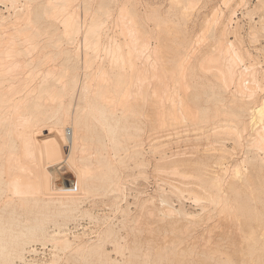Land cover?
I'll return each instance as SVG.
<instances>
[{
  "label": "rangeland",
  "instance_id": "1",
  "mask_svg": "<svg viewBox=\"0 0 264 264\" xmlns=\"http://www.w3.org/2000/svg\"><path fill=\"white\" fill-rule=\"evenodd\" d=\"M47 4L46 0H15L14 11L9 1L6 5L0 3V21L2 17L5 19L2 25L7 33L18 31L27 35L31 26L37 34L36 49L27 54L29 58L23 57L26 54L20 57L30 59L32 64L24 70L25 75L35 71L37 78L33 75L34 79L41 80L44 75V78L51 76L47 75L50 71L59 73L58 68L67 57L66 50L71 52V57L76 52L78 59H74L68 70V79L73 82L70 89L78 90L82 86L86 72L98 71L96 77L107 89L101 84L97 102L102 97L113 96L110 100L119 109L118 122L112 123L118 131V143L130 146L136 137L141 149L139 155L128 158L122 150L113 148L116 139L109 135L106 143L117 182L121 184L119 198L107 196L106 187L98 188L92 197L82 201L72 218L47 222L45 238L26 245L23 260L0 264H248L250 230L260 216V200H264V163L259 161L255 155L259 150L252 145L253 134L260 127L254 131L250 128L252 123L247 112L249 109L254 113L253 109L264 102V0H230L227 5L222 0H58V6L51 8ZM140 25L145 28L149 43L159 46L156 50L159 56L153 57H160L162 61L156 58L161 62L158 71V61L147 66V73L153 72L152 76L147 74L151 79L145 76L152 80L147 84L155 85V89L165 81L163 85L170 89L168 101L156 100L150 94L156 92L146 82L143 85L146 93L143 86L140 89L133 84L136 77L131 61L136 63V60L128 32ZM69 38H73L70 45ZM220 39L233 43L239 51L242 62L238 60V66L236 63L237 73L246 66L252 67L251 71L248 69L250 72L245 71L257 79L256 86L248 85L254 88L252 96L247 91L235 94L233 84L221 91L220 72L225 59L219 58L216 52ZM20 46L16 48H29V44ZM86 51L96 57L93 71L84 65ZM179 69L180 72L182 69L181 79ZM169 77L178 79L181 85H174L176 81ZM139 89L143 90L142 95ZM176 93L183 95L179 110L175 99L172 100ZM91 97H88L89 104ZM31 105L29 102L27 107ZM186 107L190 111L206 110L208 122L195 124L190 119H182L178 112H186ZM239 108L245 111L240 124L230 114ZM23 109L19 112H24ZM96 110L93 109L94 113ZM160 112L163 117L159 116ZM71 118L62 120L67 139L73 134ZM42 124H35L37 128L34 127L31 135L35 147L32 161L39 168L38 176L50 177L51 192L61 195L56 191L76 186L78 168L83 166L69 155V139L67 146H63L62 160L48 168L45 162L41 164L44 159L38 154L42 144L39 142L51 128L49 123ZM98 129L92 135L97 136ZM100 134L104 135L101 131ZM86 169H91L95 184L105 173V168L96 164ZM23 182L27 184L31 180L23 179ZM13 190L10 187L9 192ZM9 192L6 197L16 198ZM5 196L0 198V206ZM222 205L225 209L221 212ZM16 215L25 220L28 213L17 209ZM1 216L3 220L9 217L8 213ZM62 239L73 243L72 248L83 246L86 251L75 254L72 248L62 250L58 246ZM91 249H96V253H90ZM104 259L107 263H102Z\"/></svg>",
  "mask_w": 264,
  "mask_h": 264
},
{
  "label": "bare ground",
  "instance_id": "2",
  "mask_svg": "<svg viewBox=\"0 0 264 264\" xmlns=\"http://www.w3.org/2000/svg\"><path fill=\"white\" fill-rule=\"evenodd\" d=\"M7 1L11 3L12 8L15 7L14 5L15 0H0V3L6 5ZM222 1L224 5H227L230 0H222ZM46 3H48L47 5L50 6L48 8H51L52 5H54L52 7L58 6V0H54L53 2L52 0H46ZM191 3L192 1H190V4ZM59 4L64 5L62 2ZM47 5L45 6L47 7ZM28 12H30L29 9ZM14 13L13 15H15ZM26 15L29 16V13ZM27 18L29 19V17ZM28 19H27V23L30 20ZM1 20L4 21L5 19L2 17ZM2 21H0V198H2V196H5L6 193L10 191V187L14 188L15 190L9 193H11L12 196L15 195L16 198L5 196L2 206H0V263H5V262L13 263L15 260H19V261L23 260L22 257H23L24 247L26 245L39 242L45 238L46 233H45L44 225L47 222L57 218H61L64 220H68L72 218L73 215L78 211L82 201L84 202L88 200V198L92 197L94 191H96L98 188L106 187V191H107L106 193H108L107 196L109 195L111 197H115L116 199L119 198L117 195L120 191L119 186L121 184L119 185L117 182V178H116L117 172H115L114 169L115 166L113 165L114 161L110 159L111 156L108 153V149H109L107 146L108 143H106L107 138L108 137L110 138L109 135H111L112 139H116V145L113 148L116 151L122 150L124 152V155L126 154L128 158H134L136 157V155H139V150L141 148H139L138 146L137 143L138 139L136 137L132 138V141H130L129 143L131 144L130 146L121 145L120 143H118L119 141L117 140L118 131H116L117 129L115 128V126H113V124L116 125L118 122L117 110L119 109H117V106L114 104L115 101L112 102V100H110V98L112 99L113 96L108 98L102 97V101L99 100V102H97L99 96L96 99V94L100 92L99 90L102 88L101 84H103L102 82H99L100 78L99 79L97 78L98 71L97 73L96 72L90 73L89 71L86 72L83 76L84 79L82 86L78 88V90H74V88L70 89L71 88L70 83L73 82L72 80L70 82V80L68 79V76L70 74V73L68 74V70L73 66V61L78 57V55L76 54V52L73 51L74 56L71 57V52L69 50H66L67 57L64 60L63 64L61 65V67L58 68L59 73L56 71L55 72L48 71L49 74H47L48 72L46 74L51 76L48 77L46 76L47 78H44L45 77L44 75L41 80H39L40 78L38 80L36 79L37 75H35V71L31 72L28 75H25L24 70L27 67L31 66L32 64L30 59L21 60L20 57L21 55L26 54L23 57L29 58L27 56L30 55L27 54H30L31 51L36 49V45H35L36 43L34 42V40H35V35L37 34L35 33V30H33L34 28L31 27L30 25H29L30 27L28 26L29 27L28 29L31 30L27 35L21 34V32L18 31L13 32L12 34H10L11 32L7 33L8 31L6 32L5 30L6 27H3ZM66 21H69V19H67ZM144 29L145 28H143L142 25H140L138 29H136L135 27V29L133 28V30L129 29L128 32L132 40V43H129L130 45L132 44L131 52H133L136 60L135 61L136 63L134 62L132 63L131 61V65L133 64L135 68L134 71L136 77V79H134L135 82L133 80V84H136V86L140 89L142 88L143 85L145 86L147 82H150L149 79L151 78L147 76V74H150L152 76L153 72L148 71L150 73H147V69L149 65L152 66L154 62L156 63V61L160 60L159 59L160 57L159 58L157 56L153 57L154 54L155 55L157 54L156 50H158L159 46H157L156 43V45L153 47L149 43L150 41L148 40V36H146L147 32H145ZM72 39L73 38L71 39L69 38L68 41L66 40L67 44L70 45ZM74 41L75 40H73V42ZM28 44H29V48L30 46H33L31 47L32 50L29 49L28 47H27L28 49L23 47L24 45L28 46ZM58 44L55 46H59ZM18 45L19 46L21 45L24 50L17 49L16 47ZM21 46L19 48H21ZM191 52H193V50H191ZM216 52L218 56H220L219 58L225 59V63L222 64V70L220 72L221 73L220 83L222 86L221 91L223 92L224 89L230 87V85L233 84L235 88V94L241 92L243 93L247 91V93H249L247 95L252 96V93L254 92L253 91L254 88L249 87L248 85L250 83L253 86H256L257 79L254 77L253 73L250 74V76H252L251 79L249 78L250 77L249 74H246V72L248 73L252 70L251 69L252 67L250 68L251 69L250 70L249 67L247 68L246 66L244 67L245 69L243 68L244 72H242L243 69H241V71L238 73L236 72L235 70L236 63L238 66V60L241 63L242 60L240 61V59L242 58L240 57L239 51L236 48H234L233 43L225 42L224 40L220 39L217 43ZM75 54L77 55V57ZM154 58L155 59L158 58V60L157 59L155 60ZM95 59H96L95 56H90V53L86 51L83 55V62L86 68H90V69L91 67L93 68L94 66L92 65L95 63L96 61ZM160 61H158L157 64L162 62ZM177 64L179 66L180 62ZM159 66L161 65L158 64V67L156 65L157 71ZM181 67L183 68V65ZM54 69L55 68H53L52 70ZM91 71H93V69H91ZM181 73H182V69L180 72L179 79H181V75H182ZM57 74L59 75V77H55ZM33 75L36 76L35 78L36 80L34 79ZM99 76L101 75L99 74ZM145 76H147V78L149 79L147 80ZM102 78L105 80L103 76ZM158 78L159 77L157 76V80L159 81ZM163 78H165V75ZM171 78L173 77L171 76ZM171 78L169 77V79L172 81L173 79ZM162 80L164 81V79L160 78V81ZM170 80L168 81L171 82ZM177 80H175L177 84L175 81H174L175 84L173 82L171 83H173L174 85H181V83L178 82L179 80L178 81ZM144 82L146 83L144 84ZM162 82H158V83L162 84ZM164 82L163 84H166ZM163 84L162 87H158L155 89H153L155 85L153 86V84H150L153 86L150 87L149 84H147L152 91L154 90L156 92V93L153 92L154 94L150 92V94L154 95L153 97L156 96L158 98L156 100H159L160 102L166 98L168 99V97L170 98V96L168 95L169 93L168 91L170 89L168 88V85L166 87ZM147 85H146L147 88L146 90L149 92L148 90L149 88L147 87ZM133 86L135 87V85ZM144 86H143L144 91L143 90L140 91L139 89L140 93L139 92L138 93L140 95H142L141 93L142 91L145 92ZM138 88H136L137 91ZM174 88L172 90H174ZM106 89H104V91ZM178 89H180V87ZM179 91H181V89ZM89 95L92 96L91 97L92 102L90 104L88 103ZM173 95H175L174 92ZM182 96L183 95L180 96V94H177L176 98H174L175 97L174 96L172 99V95H171V99L173 101L175 99L174 102L177 103L176 106L178 110L181 109L180 106H182L183 104ZM238 96L239 95H236L235 98H237ZM167 99L166 101L169 100ZM29 102H31L32 105L30 107H27V104ZM159 103L157 104L159 105ZM231 105H233V103ZM23 108L25 109V111L19 112ZM93 109L94 110L97 109L96 110L97 113H94ZM186 109H185L186 112H178L182 119H186V120L190 119L191 123H195V124L208 122L207 120H205L207 117L206 110L197 108L194 111H190V107H186ZM248 110L247 112L248 114H250L251 123H252V126L251 124H249V126H251L250 128H252L254 131L257 127L258 128L260 127L258 131L255 130V135L253 134L254 137L252 140L253 144L252 143L251 144L254 145L253 147H256L259 150L255 155L259 157V161L261 163L262 162L264 163V133H261L264 132V125L262 123V118L264 115V102L260 106H257L255 109H253L254 113H252V111L249 112ZM243 113H245V111L242 108H239V110L236 111V113L234 112V114L233 113L230 114L231 116L233 115V121L235 123L240 124L242 122L241 117ZM159 114H161L159 116L163 117V113L160 112ZM71 117L73 118L72 126L73 124L74 126L72 128L73 134H71V137L68 138L70 140L69 155L73 157V160L75 158L74 161H76V163L79 166H83V167H80L82 168L81 170L80 168H78L80 171V175L78 178L79 181L77 180L78 182L75 184L77 189L76 191L72 192L71 189H62V188L61 190L58 191L53 189L54 191H56L57 194H61V195H54L55 192L54 193L51 192L49 187L50 184L48 183V181L50 180V179L48 180V178L50 177L48 176L47 178L46 175L40 177V175L39 176L37 175L39 174V168L37 164H34L32 161L34 159L33 157L35 153L34 152L35 147H33L31 135L33 134L35 124L37 125L39 123L40 124L49 123L51 125V128L49 130L48 128L47 129L42 128L48 131L47 134L43 137L44 141L41 140L42 142L41 141L39 142V144L42 143L43 145L41 144L40 149L38 148L37 149H38V154L40 153L42 154V156L40 157H43L44 159L43 161L41 160L42 161L41 164L43 165L44 164L43 162H45V164L48 165L47 168L50 166L52 167L53 165L57 164V162L61 159V156L63 155L62 154L63 146L64 147L67 146L66 142H68L67 141L68 139L65 135L66 133H64L63 122L64 120L66 119L68 120V118ZM161 120L162 119H160V122ZM97 127L100 128L98 129L99 134L97 136H94L92 134L93 132H95V130H97ZM36 128L37 127H35V129ZM244 128L245 126H243L242 129L244 130ZM41 131L42 130L40 128L38 132L40 133ZM100 131L103 132L104 135H101ZM109 138L108 140H110ZM139 145L142 144L140 143ZM35 157L37 158V156ZM119 158L120 157H118L117 159ZM118 163L119 162H117V164ZM94 164L99 165L100 168L102 166L105 168L104 169L105 173L103 172L104 175L99 180V182H97V184H95L92 180V177L90 175L91 171H89L91 169L87 170L90 167L86 169L87 166H93ZM41 169L43 170V168ZM44 171H45V167H44ZM47 172H45V174H47ZM33 174L34 176L35 175L36 176L32 177ZM98 175L99 174H97V176ZM23 179H30L31 182L24 184ZM212 183L213 182H210V185ZM78 185L80 187H78ZM30 186L32 187L29 188ZM78 188H80L79 194H77L79 192ZM212 189H214V187ZM35 194H37L39 197H36ZM120 195L122 196V194ZM197 200L199 201V199ZM197 200L194 201L197 202ZM260 204H261V211H259L258 213L260 214V216L258 217L256 222L253 223L250 230V239H249L250 255H249L248 264H264V200L261 199ZM224 205H222V207L220 206L222 208L221 212L223 209H225ZM17 209L26 211L28 213V216L26 217L25 220H21L20 216L16 215ZM5 213H8L9 217L3 220L1 215ZM52 223L53 225H56L55 222ZM57 242L54 243L57 244ZM59 243L60 244L58 246L62 250H69L73 246V243L67 241L66 239L60 240ZM85 248L86 247L83 246H78V247L75 246V248H72L71 250L75 254H80L84 252ZM96 251H97L96 249H91L90 253L92 252L96 253ZM107 261H108L107 259H104L102 263H107Z\"/></svg>",
  "mask_w": 264,
  "mask_h": 264
},
{
  "label": "built area",
  "instance_id": "3",
  "mask_svg": "<svg viewBox=\"0 0 264 264\" xmlns=\"http://www.w3.org/2000/svg\"><path fill=\"white\" fill-rule=\"evenodd\" d=\"M67 134H68V135H70V134H71V132L68 130V131H67ZM70 189H71V191H72V192H74V191H76V190H77V189H76V186H73V187H72V188H70Z\"/></svg>",
  "mask_w": 264,
  "mask_h": 264
}]
</instances>
